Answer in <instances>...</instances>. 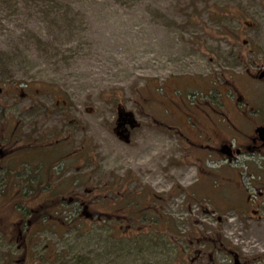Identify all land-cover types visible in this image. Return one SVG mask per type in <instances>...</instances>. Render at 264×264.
<instances>
[{
    "label": "rangeland",
    "instance_id": "374dc122",
    "mask_svg": "<svg viewBox=\"0 0 264 264\" xmlns=\"http://www.w3.org/2000/svg\"><path fill=\"white\" fill-rule=\"evenodd\" d=\"M190 1L0 0V56L5 60L0 67V139L8 132L9 122L19 121L34 102L49 105L67 101L71 134L67 140L72 145L74 168L64 166L61 174L64 180L74 175L80 183L73 189L66 184L64 191L71 189L66 198L72 195L87 202L97 201L108 196L107 188L159 193L161 203L151 197L144 204L142 199L140 209L147 220L139 221L140 229L125 230L128 236L148 234L150 229L158 236L219 231L238 250L241 227L219 198L234 194L238 176L245 179L247 166L256 167L260 161L248 158V154L227 158L222 171L230 184L224 181L223 185L214 177V165H206L208 151L196 156L197 152L174 132L199 142L197 136L201 133V143L211 145L215 141L222 149V158L224 144L244 148L249 143L246 135L251 132V122L247 115L239 114V108L229 109L231 93L227 89L235 93L242 90L245 71L255 73L252 61H264V0H194L200 10L194 15ZM186 15L193 18L189 20ZM208 78L215 83L218 138L212 135L210 121L199 117L204 110L211 114L209 103L202 99L191 101V96L181 93L180 97L178 93L173 95L180 89L206 94ZM261 84L264 81L252 79L250 88ZM261 103L260 114L264 117V101ZM117 104L137 115L141 125L128 144L112 132ZM234 113L242 134L228 132L226 119ZM31 116L32 112L30 122L34 120ZM154 118H166L173 130L153 123ZM196 124L197 132L189 128ZM196 164L208 173L197 182ZM55 173L54 169L47 170L46 178L54 187L59 180ZM10 182L0 189V264H30L33 255L51 259V250L44 245L54 252L64 247L61 239L67 235L64 230L58 231L59 236L38 231L36 223L41 214H46L47 205L49 209L59 207V191L51 189L55 198L47 189L41 190L43 187L37 184L40 181L31 182L27 189H17L15 177ZM174 184L188 193L198 192V201L185 192L174 194ZM68 199H64L62 207L73 210ZM59 216L60 221L64 213ZM27 219L36 225V230H28L32 225H24ZM152 220H157L156 224ZM74 221L69 223L73 225ZM246 226L253 227L252 223ZM63 228L69 226L64 224ZM84 243L96 242L81 236L80 243L73 244L69 258L61 264H74L73 257ZM30 244L33 245L29 247ZM175 250L168 255L161 251L153 264H186L188 256ZM93 264L130 263L119 259L95 260Z\"/></svg>",
    "mask_w": 264,
    "mask_h": 264
},
{
    "label": "flooded vegetation",
    "instance_id": "af4514ba",
    "mask_svg": "<svg viewBox=\"0 0 264 264\" xmlns=\"http://www.w3.org/2000/svg\"><path fill=\"white\" fill-rule=\"evenodd\" d=\"M251 51L253 50L251 49ZM252 65H254L253 69L255 70V73L252 74L249 69L245 71L244 74L246 76L242 81V90H236L235 93L232 92V89L230 91L227 89V92L231 93V101H229L231 107H229V109L239 108L241 110L239 114H243L245 116L247 115L248 120L251 122V132L246 135L249 139V143L245 144L244 148H239L238 146L242 147V145L239 144L238 146L233 145L232 147L224 144L223 149H225V155L224 158H222V149L219 145L214 144L215 141L211 145L208 143H201V141H204L201 133H198L197 136L198 139H201L199 142L189 139V137H186L185 134L178 135V133L176 134L174 132V136L183 137L186 144L188 146L190 145L193 151L197 152L196 156L201 153L205 155L206 150L208 151L206 165H214V177L223 183V185L224 181H226V183L229 181V178H227L222 171L223 163L224 161H227V158L229 159L235 154L242 156L248 154V158L253 160L258 159V161H260L256 167L247 166L249 171L245 179H243L241 175L238 176L239 186L235 187V192L233 191L234 194H231L228 197L220 196L219 198L224 205H228L229 210L233 212L236 220H238L239 227H241L240 232L242 233V240L241 244L238 246V250L232 247L230 239L227 235L223 236L219 233V231H205L198 235L194 234L193 236H170L169 241H171V243L167 247L169 249H176L175 252L187 255L188 258L185 262L186 264H264V146L255 132L257 128L264 126V117L261 116V109L259 108L262 105L261 102L264 101V84H261L260 87L257 86L256 89L250 88V81H252V79L255 81H264V61H252ZM163 90V87L160 88L162 93L164 92ZM215 92V83L212 79L208 78L207 95L204 94L203 91L193 93L190 90L182 89L175 91L173 95L178 93V96L180 97L181 95H179V93H181L185 97H187L186 95L189 97L191 96V101L202 99L204 103H209V110L211 114L204 110L202 115H199V117L205 121H210L209 127L212 129V135L214 138H218V135L220 134V127L218 124V116H215V109L217 106V97ZM0 94H3V92ZM198 95L199 97L197 98ZM170 101L175 104L173 100ZM220 105H222V103ZM168 109V107L165 108V115L167 119L170 115ZM115 110L116 119L114 120L115 122L112 132H114V135L118 140L127 136V140L129 142L135 130L139 129L141 126L139 120H137V115L121 108L118 104L115 106ZM31 112L33 113V116L31 117H34L32 122L29 121ZM126 113H129L131 117H126ZM22 114L23 115L20 117L19 121L9 122L11 126L8 132L4 134L2 139H0V178L7 180L8 185H10V181L16 173L31 174L33 171L34 175L38 173L37 177L40 181L39 186L43 187L41 189L43 191L46 190L48 183V181H46L47 170L54 169L56 171L57 166L64 168V166L67 165L74 168L71 148L72 145L70 141L67 140L68 136L69 138L71 137L68 102L64 101L61 103L59 101H53L49 105H41L38 102H34V105L27 111H23ZM208 117H210V120ZM166 118H164L165 120L163 121L154 118L152 122L163 126V128L166 126L169 131H172V125L166 123ZM236 118L238 117L234 113L232 118L226 119L227 127L229 129L228 132L233 135L234 133L242 134L243 132L242 128L234 121ZM50 122L53 124L55 123L54 126H52V123ZM189 128L194 129L195 132L199 129L197 128V124ZM163 131L168 132L165 129H163ZM168 133L171 134V132ZM233 138L236 139L235 136H233ZM65 142H67V145H70H66L68 147L66 149V146L63 145ZM28 159L33 163H31ZM62 161L64 164L61 165ZM197 161L200 162V160ZM11 163H15L16 166L10 167ZM196 166L197 168L199 167V174L197 175V180L195 182L208 175V173L205 172L204 167L202 170L199 164H196ZM203 172L206 174L203 175ZM229 184L230 183H228V185ZM174 187L176 191L174 194L177 192H179L178 194L185 192L188 194L190 199L192 198V200L198 201V192L195 190L188 193L178 184H174ZM147 192L148 190L135 191L129 192L128 195H139L141 198L140 202L142 203L143 199L144 204H146V200L151 197L154 198L153 201L155 203L162 202L163 197L159 193L151 194L150 192ZM47 201L48 200H46V202ZM202 201H205L204 197L202 198ZM133 202L134 200L131 198L130 203ZM45 213L46 214L43 215L46 220L56 221V217H53L51 213H49L48 205ZM128 215L129 216H125L122 219H117L114 215L108 217L112 218L113 221H124V224L118 225V227L123 229V231L127 229H140L141 227L138 224V221L135 220L134 216L130 215V210L128 211ZM222 217L224 216L222 215ZM222 217H218L221 222H223ZM140 219L147 220L145 215L141 216ZM144 222L146 223L147 221ZM26 223L29 224L28 219L26 220ZM248 223H252L253 227L246 226ZM116 227L117 225L114 224L112 229H115ZM34 235L35 234H33V236ZM32 245L30 244L28 246L31 247ZM45 247L46 249L51 250L52 255V248L50 249L49 245H45ZM52 259L53 257L49 259L47 263L42 264H54Z\"/></svg>",
    "mask_w": 264,
    "mask_h": 264
},
{
    "label": "trees",
    "instance_id": "16d2710c",
    "mask_svg": "<svg viewBox=\"0 0 264 264\" xmlns=\"http://www.w3.org/2000/svg\"><path fill=\"white\" fill-rule=\"evenodd\" d=\"M190 7H192V15H194L195 12L198 13L200 11L198 10L197 2L194 0L190 1ZM185 17H187L189 20L193 18L188 15H186ZM0 52L2 51L0 50ZM1 58L2 57L0 56V67L2 68L5 64V60ZM72 155L74 154L72 153ZM62 164H64L63 161L61 162V165ZM60 167H56L55 174L59 179L58 181H56V186L54 187L51 182H48L46 186L47 191H49L50 197L55 196V194H52V188H55V190L59 191V197L57 196V198H59V207L49 209V213H51L53 217H56V221L46 220L45 216L41 214V217L38 219V223H36V225H39V228H37L38 231L44 233H48L49 231L50 233L59 236L58 231L60 232L64 230L63 233H65V235H67L66 237H68L61 239V245H63L64 247H60L59 249L55 248L54 252L52 251V261L54 262V264H61V261H66V259L69 258L68 254L71 251V248L74 246L73 244L80 243V237L83 235H86L88 240H92V238L95 239L96 243L94 245H89V243L82 244L80 253H78L79 255L77 254L73 257L74 264H93L95 260L114 262L119 259H123L126 261L128 260L130 264H137L136 262L138 261L139 264H153L152 260L157 256H160L161 253L168 255L171 252L172 249H169L167 246L171 243V241H169V237L175 235L172 232H170V235L158 236V233L153 234V230L150 229V232L148 234L138 233L136 237L128 236L127 233L123 231V229L118 227V225L124 224V221H113L112 218L108 217L114 215L115 218L122 219L125 216H129L128 211L130 210V215L134 216L135 220L138 221L139 224V221L141 222V216L145 215L144 213H141L140 208L142 207V203L140 202L141 198L139 195H135V197L132 198L134 202L130 203L131 198L129 197L130 195H128L129 192H123L120 190L111 191V189L107 188L106 190L110 192L108 193V196L104 198H97V201L95 199V201L92 200L91 202H87L86 199H83L80 196H76L75 199L72 197V195L66 198V195H68L70 190L79 185L80 180L75 179L74 175H71L72 177L68 178L67 180L62 179V167ZM14 177L16 182L15 186L17 189H27L29 188V185L32 184L31 182H34L35 180L39 181L37 180V176H33L32 174L30 175L24 173H16ZM6 183H8L7 180H4V178H0V189L3 190V188H5L6 186ZM39 183L40 182H37V184ZM118 183L120 184V181ZM122 183L123 181L121 182V184ZM66 184H70L71 189L64 191V189H66ZM64 199H68L66 201L68 205L73 206V210L62 207L65 202ZM70 200H72L71 203L69 202ZM69 210L72 211L69 214L63 212ZM63 213L64 217L59 221V215ZM72 219H75L73 225L69 223V221H71ZM155 221L156 220H152L151 223L156 224ZM64 224L67 227L69 226V229H64ZM114 224H116L117 227L115 229H112V226H114ZM24 225L28 224L25 222ZM29 225H32V227L28 230H31L32 228H35L36 230V225L32 224L31 222H29ZM121 232H124L126 234L124 236H118V234ZM92 234L94 236L90 237ZM163 237L165 239H162ZM38 254L42 253L39 252ZM32 258L34 259V261L31 263L36 264L47 263L49 261L48 258H44L42 255H33ZM163 264L169 263L167 262Z\"/></svg>",
    "mask_w": 264,
    "mask_h": 264
},
{
    "label": "water",
    "instance_id": "95a60500",
    "mask_svg": "<svg viewBox=\"0 0 264 264\" xmlns=\"http://www.w3.org/2000/svg\"><path fill=\"white\" fill-rule=\"evenodd\" d=\"M0 93H2V86L0 84ZM126 117H131L129 113H126L125 114ZM257 136L260 138V140L262 141V145L264 146V126L263 127H260V128H257L255 130ZM121 140L125 143H129L128 140H127V136H124L121 138Z\"/></svg>",
    "mask_w": 264,
    "mask_h": 264
}]
</instances>
